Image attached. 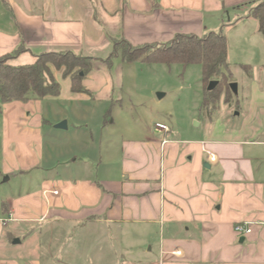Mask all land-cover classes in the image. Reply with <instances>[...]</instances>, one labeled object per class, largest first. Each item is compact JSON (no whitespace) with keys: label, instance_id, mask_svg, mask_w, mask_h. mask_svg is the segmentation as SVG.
I'll return each instance as SVG.
<instances>
[{"label":"crops","instance_id":"1","mask_svg":"<svg viewBox=\"0 0 264 264\" xmlns=\"http://www.w3.org/2000/svg\"><path fill=\"white\" fill-rule=\"evenodd\" d=\"M263 2L0 0V57L23 46L7 62L30 65L42 53L86 57L120 40L165 44L177 34L223 32L252 20L259 29L252 11ZM92 69L82 85L103 108L81 104L80 121L60 101L74 95L86 102L87 92L73 91L71 77L54 68L58 96L0 100L1 228L99 223L112 264H264V90L246 92L242 124H206L204 133L186 136L163 122L168 130L118 122L122 109L110 101L120 82ZM64 120L67 127L58 128ZM237 223L252 231L237 233ZM6 232L0 264H42L18 253L13 240L20 236Z\"/></svg>","mask_w":264,"mask_h":264},{"label":"rangeland","instance_id":"2","mask_svg":"<svg viewBox=\"0 0 264 264\" xmlns=\"http://www.w3.org/2000/svg\"><path fill=\"white\" fill-rule=\"evenodd\" d=\"M229 17L228 13L223 14L225 24H228ZM255 22L250 21L248 26L240 24L230 29L228 28L230 25L223 28L228 42L230 64V70L227 72L231 81L238 84V91L223 92L217 108L212 105L208 108L204 106V91L211 80L218 81L220 77L203 82V68L199 63L184 66L181 63H150L141 59L124 62L119 56L122 51L115 50V42L107 46L101 45L90 54L82 55L90 57L93 76H113L117 77L116 82H120L116 84L118 89L113 92L110 101L122 109V116L118 117V122L124 124L135 120L138 124L151 129L157 122H163L174 133L180 135L202 134L205 132L206 124L213 125L216 122L225 126L242 124L244 115H240V109L248 102L245 98L246 92L251 93L255 86L264 90V33L253 25ZM156 47L150 45L145 50L149 51ZM241 65L249 67L243 68ZM80 70L83 73L86 69L77 68L73 74ZM86 92L88 97L85 99L86 102L78 100L74 95L71 102L60 101L61 107L67 109L75 121L82 120L83 116L76 114V110L79 111L83 104L89 109L103 108L102 105L94 106L98 93ZM117 95L119 100L116 102ZM225 98L229 102H226ZM221 105L223 109L219 110ZM88 119L93 125L99 123L96 113L89 115ZM0 186L1 199L7 191L4 184ZM49 226L29 225L12 229H3L0 226V241L6 238V231L10 233L15 231L22 242L15 243L18 238H14L15 250L21 254L27 253L31 258H37L42 264H100L102 261L113 263L110 250L105 251L108 236H104L106 232L104 225L89 222L73 225L60 222ZM103 238L104 240H100Z\"/></svg>","mask_w":264,"mask_h":264},{"label":"trees","instance_id":"3","mask_svg":"<svg viewBox=\"0 0 264 264\" xmlns=\"http://www.w3.org/2000/svg\"><path fill=\"white\" fill-rule=\"evenodd\" d=\"M252 16L259 21V30L264 33V2L257 5ZM156 48L146 51L147 47L132 46L126 40L115 43V50L122 51V58L127 61L141 59L145 62L181 63L188 66L193 63L202 65L203 82L220 77L218 84L212 90L204 91V106L212 105L217 108L222 93L231 92L230 64L228 63V42L222 31L209 32L203 35L177 34L165 44H156ZM24 48L19 46L13 52L0 57V100L8 102L13 100H28L35 96H58L61 90L60 83L54 76L53 68L61 70L63 76H70L72 89L75 92L86 91L82 85L83 77L91 68L89 58L75 55L71 52H48L37 56L36 61L30 65L13 66L8 60L16 56ZM241 67H249L241 65ZM81 70L73 74L75 69ZM227 72V73H226ZM234 93V92H233ZM226 102H229L227 98Z\"/></svg>","mask_w":264,"mask_h":264},{"label":"built area","instance_id":"4","mask_svg":"<svg viewBox=\"0 0 264 264\" xmlns=\"http://www.w3.org/2000/svg\"><path fill=\"white\" fill-rule=\"evenodd\" d=\"M156 126L162 130H168V127L163 123H157ZM211 160H216V157L211 155ZM49 191H44L45 194H47ZM54 194H58V191H53ZM235 231L239 234H248L252 231L251 227L248 224L245 223H237L235 225ZM180 253V252H179Z\"/></svg>","mask_w":264,"mask_h":264},{"label":"water","instance_id":"5","mask_svg":"<svg viewBox=\"0 0 264 264\" xmlns=\"http://www.w3.org/2000/svg\"><path fill=\"white\" fill-rule=\"evenodd\" d=\"M218 84V81L217 80H211L210 81V83H209V85H208V89L209 90H212V89H214L215 87H216V85ZM230 87H231V89H232V91L234 92V93H237V91H238V84L236 83V82H231L230 83ZM162 96V95H161ZM58 128H66L67 127V122L64 120V121H61L60 123H58L57 125H56ZM18 242H20V240L19 239H16L15 240V243H18Z\"/></svg>","mask_w":264,"mask_h":264}]
</instances>
